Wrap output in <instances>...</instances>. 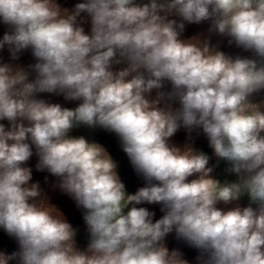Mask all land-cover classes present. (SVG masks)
<instances>
[{
    "label": "clouds",
    "instance_id": "1",
    "mask_svg": "<svg viewBox=\"0 0 264 264\" xmlns=\"http://www.w3.org/2000/svg\"><path fill=\"white\" fill-rule=\"evenodd\" d=\"M203 22L207 36L184 38ZM0 23V230L17 245L0 264H190L171 234L196 264H264V0H0ZM26 50L35 63H14ZM81 127L114 134L143 186L130 193ZM180 129L202 132L216 164L173 143ZM33 156L82 210L83 248ZM221 161L234 181L213 175Z\"/></svg>",
    "mask_w": 264,
    "mask_h": 264
},
{
    "label": "crops",
    "instance_id": "2",
    "mask_svg": "<svg viewBox=\"0 0 264 264\" xmlns=\"http://www.w3.org/2000/svg\"><path fill=\"white\" fill-rule=\"evenodd\" d=\"M58 2L62 5V7H67L72 9L76 3L82 2V0H58ZM85 20L83 27L85 31H90V19L86 16V14H82ZM208 23L203 22L199 25L196 24H186L184 38H189L193 35L203 33L205 36L208 35ZM7 30L6 26L0 23V38H2L4 32ZM212 43L219 42L220 49L225 51L228 54H241V55H250V53L243 52L241 49H237L234 45H228L226 38H220L218 36L213 35L211 37ZM20 59L15 61L14 63L19 64L21 66L27 67L29 64L35 63L34 58L31 55L30 50L23 51L19 54ZM0 57L3 58L4 61H9V53L7 49L3 52H0ZM170 87V86H169ZM40 98H44L50 100L51 102H59L65 107H75L77 102L71 101H64L63 97L61 96H52L49 94H40ZM264 98V94H261V97ZM73 135H84L85 137L95 140L96 142L101 143L104 145L110 154L113 156L115 160H117L119 164V174L122 178V181L125 182L126 188L130 193L135 192L139 187H142L144 182L143 180L138 177L134 170L132 169L126 155L122 152L119 147V143L117 138L114 134L107 133L101 129H88L85 127H81L79 129H75L72 133ZM172 142L178 146H183L185 143H190L194 148L200 151H204L208 155L212 156V150L210 148L205 149L204 146L208 143L207 138L203 135L202 132L194 131L192 133L191 139H189L187 132L184 129H180L177 134L172 138ZM37 159L35 156L29 161L28 166L33 168V181H39L41 187L47 192L50 201L54 203L64 214L65 218L70 222L74 228L78 229L77 232V242L78 245L83 248L86 246L88 241V234L86 230V225L84 224L83 217H82V210L79 209L75 202L68 197L67 195L63 194L59 191V189L54 188L53 184L55 183V178L50 176L47 172H37L35 170V164ZM211 164H216V158L212 156L210 161ZM228 165L221 161L219 162L218 166L215 168L213 175L220 179L222 182L224 180L234 181L236 176L234 174H228L224 171V169ZM45 177H47V182L45 181ZM241 205H247L248 200L247 197L242 198L240 201ZM144 207L149 208L151 211H155L156 216L154 219L160 218L163 215L160 212L159 205H142ZM167 245L170 249L178 248L180 249L183 254L184 258L190 261V264H196L195 257L198 255L197 251L193 248L188 247L182 241H178L175 238L174 234H171L167 237ZM0 246L7 247L10 251L15 250L17 245L14 240L8 238L2 230H0Z\"/></svg>",
    "mask_w": 264,
    "mask_h": 264
},
{
    "label": "built area",
    "instance_id": "3",
    "mask_svg": "<svg viewBox=\"0 0 264 264\" xmlns=\"http://www.w3.org/2000/svg\"><path fill=\"white\" fill-rule=\"evenodd\" d=\"M204 148H205V149H208V148H209V147H208V143L204 146Z\"/></svg>",
    "mask_w": 264,
    "mask_h": 264
}]
</instances>
